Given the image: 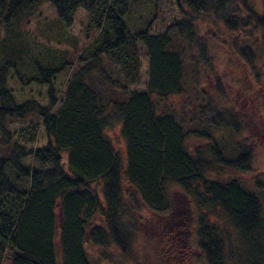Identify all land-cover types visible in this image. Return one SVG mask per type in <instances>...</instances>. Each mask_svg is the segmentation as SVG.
Masks as SVG:
<instances>
[{
	"label": "trees",
	"instance_id": "obj_1",
	"mask_svg": "<svg viewBox=\"0 0 264 264\" xmlns=\"http://www.w3.org/2000/svg\"><path fill=\"white\" fill-rule=\"evenodd\" d=\"M135 0H0V133L8 119L37 114L19 139L34 143L43 126L48 143L32 152L41 164L33 169L22 152L0 159V264L12 249L11 264H93L87 246L110 244L126 250L134 219L142 207L154 214L171 211L168 187L176 186L200 207L219 208L227 229L198 219L199 248L206 264H264V216L260 198L238 177L211 178L216 164L249 171L250 150L236 146L228 157L214 141L210 156L186 145L185 119L159 110L155 96L167 98L185 90V51L210 63L208 42L200 36L195 19L171 24L163 33H151L154 15L144 28L131 30L125 22ZM44 3L56 10V19L40 23L39 42L21 29ZM197 14L214 15L232 31L260 32L261 49L238 46L239 56L259 75L264 52V0L262 11L252 0H177ZM79 9L86 12L87 31L95 38L79 54L86 64L72 72L71 50L79 41L69 32ZM46 23V24H45ZM67 46L62 49L47 43ZM177 44L178 49L175 46ZM142 46V47H141ZM142 48L147 58V81L142 90H130L141 79ZM113 64L122 80L103 67ZM113 70V71H114ZM13 72L22 85L47 86V104L34 99L19 103L9 87ZM96 73L126 97L107 105L100 90L87 82ZM65 74L63 83L59 78ZM261 96L258 95L257 99ZM205 108L193 121L203 123ZM208 126L239 132L236 120L214 112ZM193 122L192 120H189ZM120 125L126 145L123 158L109 137ZM213 138L212 134H209ZM18 146H15V149ZM132 187L128 194L124 184ZM58 212V213H57ZM103 219L106 228L96 223ZM189 224V223H188ZM187 224V225H188ZM136 225V224H135Z\"/></svg>",
	"mask_w": 264,
	"mask_h": 264
},
{
	"label": "rangeland",
	"instance_id": "obj_2",
	"mask_svg": "<svg viewBox=\"0 0 264 264\" xmlns=\"http://www.w3.org/2000/svg\"><path fill=\"white\" fill-rule=\"evenodd\" d=\"M252 3L257 11H262L261 0H252ZM152 15L154 19L150 31L155 34L163 33L173 23L194 18L200 36L208 42L211 58L210 63H203L192 59V53L185 51V90L167 98L155 96L159 110L185 119V128L189 130L186 145L193 153L201 149L202 153L210 156L211 145L216 140L219 141V148L224 150L229 158L239 154L236 146L250 150L252 164L249 171L232 170L216 164L210 169L209 176L219 180L238 177L246 188L260 198L264 216V52L257 63V75L236 51L238 46L260 48L261 33L250 29L232 31L225 25L223 14L220 15L222 19L216 20L214 15L197 14L187 6L180 7L177 0H135L129 15L125 17V22L131 30L144 28ZM56 17L55 8L50 3H44L37 14L23 21L20 27L30 36L37 37L39 42H45L38 36L40 23L44 25V22H51ZM69 32L79 41L78 49L71 50L70 57L72 72H75L86 64L79 60V54L95 38L97 30L87 31L86 12L79 9ZM3 36L4 32L0 29V39ZM47 44L69 49L53 42ZM175 46L178 49L176 43ZM145 54L142 48L141 79L137 84L130 86V90H142L146 86ZM103 67L107 72H114L113 78L122 80L121 74L114 70L113 64L105 62ZM8 79L9 87L19 103L34 99L42 105L47 104L46 85H22L13 72L9 73ZM65 79V74H62L59 83H63ZM87 82L100 90L107 105L126 97L120 88L112 86L96 73L88 75ZM258 95L261 97L257 99ZM202 108H205L203 123L193 121L194 115L199 114ZM211 109L223 113L228 118L231 114L230 118L236 120L239 125V132L231 134V131L208 126ZM41 122L42 118L37 114L23 120L8 119L5 133H0V159L8 158L14 152H22L25 161L31 162L33 169H39L41 164L33 158L32 152L48 143L43 126L39 127L34 143L21 141L19 132L30 123ZM108 134L115 149L124 158L126 145L120 134V125L109 130ZM15 146L18 148L15 149ZM130 191L132 187L125 183L124 192L128 194ZM168 192L172 200L171 211L167 214H154L142 207L133 218L134 232L126 250L112 244L107 247L88 245L87 253L93 264H206L199 248L197 231L198 219L203 213L209 216L208 221L211 224L227 229L233 239L236 237L234 229L224 225V215L219 208L198 206L194 198L189 199L176 186L168 187ZM96 223L106 228L103 219H97ZM13 253L14 251L9 249L2 264H11Z\"/></svg>",
	"mask_w": 264,
	"mask_h": 264
}]
</instances>
